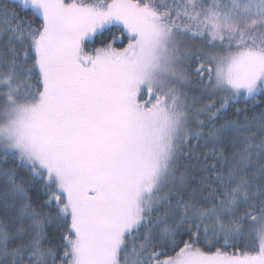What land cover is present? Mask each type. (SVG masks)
<instances>
[{
  "label": "snow or ice",
  "instance_id": "obj_1",
  "mask_svg": "<svg viewBox=\"0 0 264 264\" xmlns=\"http://www.w3.org/2000/svg\"><path fill=\"white\" fill-rule=\"evenodd\" d=\"M0 264H264V0H0Z\"/></svg>",
  "mask_w": 264,
  "mask_h": 264
},
{
  "label": "trees",
  "instance_id": "obj_2",
  "mask_svg": "<svg viewBox=\"0 0 264 264\" xmlns=\"http://www.w3.org/2000/svg\"><path fill=\"white\" fill-rule=\"evenodd\" d=\"M113 37H115L116 38V44H117V46H119V41H120V39H121V34H120V32L119 31H117L116 29H113L112 30V32L111 33H104V35L103 36H101L100 38H99V40H97V45H99V42H100V40H108V39H112ZM125 43H126V41H124ZM251 105H249V107H250ZM245 107V104L244 103H237V104H234L233 105V107L231 108V111L229 112V113H227V115L228 116H231L234 112H235V110H236V108H241V109H243Z\"/></svg>",
  "mask_w": 264,
  "mask_h": 264
}]
</instances>
